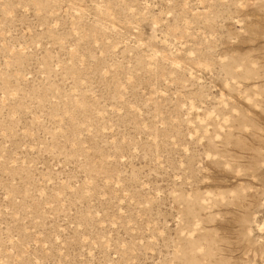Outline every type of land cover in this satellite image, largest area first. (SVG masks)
<instances>
[{
    "label": "rangeland",
    "instance_id": "1",
    "mask_svg": "<svg viewBox=\"0 0 264 264\" xmlns=\"http://www.w3.org/2000/svg\"><path fill=\"white\" fill-rule=\"evenodd\" d=\"M0 264H264V0H0Z\"/></svg>",
    "mask_w": 264,
    "mask_h": 264
}]
</instances>
